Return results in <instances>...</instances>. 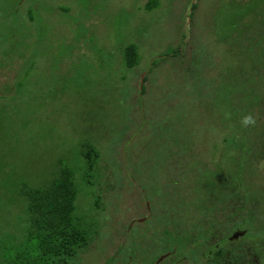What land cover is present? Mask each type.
<instances>
[{"label":"rangeland","instance_id":"rangeland-1","mask_svg":"<svg viewBox=\"0 0 264 264\" xmlns=\"http://www.w3.org/2000/svg\"><path fill=\"white\" fill-rule=\"evenodd\" d=\"M34 1L41 5L43 23L29 32L46 37L41 46L35 36L24 43L27 54L37 50L41 70H32L27 61L20 73L27 75L25 83H13L11 94L0 101L5 117L0 123V233L8 237L21 230L11 185L40 180L58 159L72 167L80 147L88 144L102 156L99 178L93 175L90 186L80 183L75 205L93 238L73 264H112L111 258L115 264H155L165 251L154 236L165 230V221L156 213L162 199L154 196V183L165 177V162L177 157L192 167L200 162L204 175L213 166L227 173L244 155L239 164L250 161L249 155L261 158L257 149L237 146L234 118L240 116L242 77L252 66L245 54L249 42L236 38L238 26L264 24V0H158L150 11L147 0H98V8L88 11L84 8L94 0H55V6L51 0H26L23 15ZM17 2L0 0V11L14 16ZM117 17L126 22L121 32L113 25ZM60 18L70 19L65 21L71 37L96 35L90 55L73 44L86 57L70 52V71L59 64L70 37L53 39L58 28L52 19ZM69 31L63 27L59 34ZM86 37L79 39L81 46ZM114 37L137 46L135 68L118 64L114 70L113 54L98 51L99 45L114 46ZM175 145L183 152L173 151ZM261 161L258 166L264 167ZM255 172L251 180L264 183V172Z\"/></svg>","mask_w":264,"mask_h":264},{"label":"trees","instance_id":"trees-1","mask_svg":"<svg viewBox=\"0 0 264 264\" xmlns=\"http://www.w3.org/2000/svg\"><path fill=\"white\" fill-rule=\"evenodd\" d=\"M96 1L86 6L85 11L96 9ZM158 4V0H147L145 9L153 10ZM125 23L117 17L113 24L115 30L121 32L120 26ZM83 34L76 33L68 47L64 43V51L68 49L72 56L75 51L86 57L83 52L89 50L90 55L96 35ZM84 36H87L86 41L81 46L79 39ZM236 38L239 42H249L244 51L247 57L249 54L252 66L242 77L240 116L234 118V132H237L234 135L237 146L255 148L261 158L249 155L250 161L239 164L244 155L230 172L223 170L215 181L186 182L184 200L177 195L162 200L156 213L163 217L165 230L154 236L165 251L159 264H264V183L251 180L259 172H255L257 168L264 172V167L258 166L264 159V24L245 22L241 26L239 23ZM35 39L41 46L44 37L38 40L35 35ZM114 42L109 49L99 45L102 49L98 51L113 54L114 70L118 64L120 68H135L140 61L137 46L123 44L124 41L119 44L116 37ZM73 44L84 51L79 52ZM27 52L25 63L30 61L32 64L28 67L33 70L37 50ZM91 89L96 87L91 85ZM3 107L0 105V123L4 117L1 116ZM245 117H251L253 122L244 124ZM260 119L262 126L257 124ZM78 154L72 167L65 165L66 160L58 159L43 171L40 180L35 178L11 185L17 208L22 213L21 230L18 234H7L8 237L4 231L0 233V264H73L89 247L93 235L86 219L76 214L75 202L81 191L80 183L89 185L93 175L98 177L96 172L102 156L97 148L88 144L82 145ZM91 188L95 189L92 185ZM195 189L196 194L201 193L198 197L194 195ZM234 235L237 238H233ZM153 246L157 248L155 243ZM109 261L115 264L114 259Z\"/></svg>","mask_w":264,"mask_h":264},{"label":"flooded vegetation","instance_id":"flooded-vegetation-1","mask_svg":"<svg viewBox=\"0 0 264 264\" xmlns=\"http://www.w3.org/2000/svg\"><path fill=\"white\" fill-rule=\"evenodd\" d=\"M53 5L55 6V0H51ZM11 4V3H10ZM31 6V9L27 11V14H22L21 9L24 6H27L26 0H18L17 5L11 6L18 7L20 9L19 11L13 10L17 14H13L14 16H6L4 12L0 11V79H5L4 81H0V101L8 97L10 89L15 82L19 83H25L26 75L20 74L22 71H24V68L26 69V52H25V40L33 38L35 36V33L33 35H30V27L33 25L35 27L38 25H42V19H41V5H37V1L29 3ZM52 5L51 10H49V15L52 14V8L54 7ZM56 8V7H55ZM63 12V11H61ZM68 9L64 11V13H68ZM35 13V15H33ZM55 13V12H54ZM12 18V21L10 20ZM69 18H60L59 20H53L52 24L57 27L58 30H55V37L53 39H56L58 37L59 39H67L72 40L73 37H71V33L73 34V31L71 28H68V20ZM70 20V19H69ZM49 21H45L44 26H47V23ZM51 22V21H50ZM72 22V21H71ZM63 27H67V30L69 31L66 33H63L62 35L59 34V30L63 29ZM66 30V29H65ZM69 34V35H68ZM36 37H39L38 40H42L43 37H46V35L43 36V34H38ZM185 44V43H184ZM68 47V44H67ZM186 47V46H184ZM72 53V51H71ZM70 50L66 49L65 56L63 57V62L59 63L62 64L61 68L65 67L68 71L72 68V62L69 57ZM37 56V54H36ZM35 56V58H36ZM38 58H40V55H38ZM35 65L33 66L34 71L37 69V71H40L41 68L37 67L36 61L34 60ZM56 62V59L54 63ZM9 73H12V77H5V75H9ZM24 77H21V76ZM2 104V102H0ZM261 131V130H260ZM262 132V131H261ZM171 149L173 151L178 150V153L183 152V148H177V146H172ZM136 157V156H135ZM182 157H177V160L175 161H166L165 165L163 166V169L165 171V177H158L156 180L157 182L154 183L156 185V188L158 189V194L154 195L157 199L161 198L164 200H169L170 198H175L177 195L178 199L184 200L187 190L185 187L186 182H195L198 180L199 182H203V180L207 179V175L214 174V176L211 178L215 181L217 177H220L222 174V168L213 166V169H208L206 174L201 173V163L197 162L194 164L196 167L190 166V162H184ZM136 165L134 164L133 170H136ZM148 171V169H146ZM231 170L228 168L227 173ZM144 171L138 170L137 173L141 174ZM147 173V172H146ZM160 178V179H159ZM138 187V186H137ZM230 190V189H229Z\"/></svg>","mask_w":264,"mask_h":264},{"label":"clouds","instance_id":"clouds-1","mask_svg":"<svg viewBox=\"0 0 264 264\" xmlns=\"http://www.w3.org/2000/svg\"><path fill=\"white\" fill-rule=\"evenodd\" d=\"M252 122H253V121H252L251 117H245L244 120H243V123H244V124H250V123H252Z\"/></svg>","mask_w":264,"mask_h":264},{"label":"water","instance_id":"water-1","mask_svg":"<svg viewBox=\"0 0 264 264\" xmlns=\"http://www.w3.org/2000/svg\"><path fill=\"white\" fill-rule=\"evenodd\" d=\"M233 238H237L236 235L233 236ZM163 258L158 259V261L155 264H159L162 261Z\"/></svg>","mask_w":264,"mask_h":264}]
</instances>
